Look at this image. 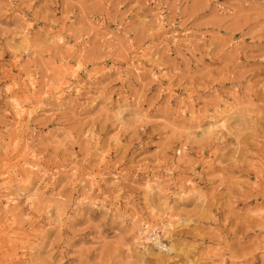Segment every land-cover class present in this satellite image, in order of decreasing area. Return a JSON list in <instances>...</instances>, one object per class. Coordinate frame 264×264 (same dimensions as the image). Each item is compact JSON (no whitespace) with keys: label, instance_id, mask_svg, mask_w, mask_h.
I'll return each instance as SVG.
<instances>
[{"label":"rangeland","instance_id":"obj_1","mask_svg":"<svg viewBox=\"0 0 264 264\" xmlns=\"http://www.w3.org/2000/svg\"><path fill=\"white\" fill-rule=\"evenodd\" d=\"M0 264H264V0H0Z\"/></svg>","mask_w":264,"mask_h":264},{"label":"bare ground","instance_id":"obj_2","mask_svg":"<svg viewBox=\"0 0 264 264\" xmlns=\"http://www.w3.org/2000/svg\"><path fill=\"white\" fill-rule=\"evenodd\" d=\"M167 226H168V227L171 226L170 223H169ZM149 240H151V241L154 243L155 246H160V247H162V245H161L158 241H156V238H155V237H152V238L149 239ZM164 247H165V246H164ZM169 250H171V248H169Z\"/></svg>","mask_w":264,"mask_h":264}]
</instances>
